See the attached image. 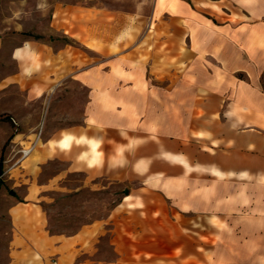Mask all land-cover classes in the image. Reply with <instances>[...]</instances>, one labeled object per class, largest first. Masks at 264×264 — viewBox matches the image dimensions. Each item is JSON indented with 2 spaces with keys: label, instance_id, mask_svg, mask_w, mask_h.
Wrapping results in <instances>:
<instances>
[{
  "label": "crops",
  "instance_id": "obj_1",
  "mask_svg": "<svg viewBox=\"0 0 264 264\" xmlns=\"http://www.w3.org/2000/svg\"><path fill=\"white\" fill-rule=\"evenodd\" d=\"M82 14L87 23L59 34L107 52L110 15ZM138 34L122 37L104 63H80L67 45L26 42L9 53L36 97L67 79L88 89L82 122L59 130L28 168L58 159L66 163L59 178L130 185L102 223L114 227V261L80 260L94 240L75 235L72 264H264V0H154L148 33ZM34 195L31 185L22 201ZM21 206L8 210L16 228ZM49 239L56 253L69 250ZM13 243L33 253L43 245ZM14 253L27 264L22 250Z\"/></svg>",
  "mask_w": 264,
  "mask_h": 264
},
{
  "label": "rangeland",
  "instance_id": "obj_2",
  "mask_svg": "<svg viewBox=\"0 0 264 264\" xmlns=\"http://www.w3.org/2000/svg\"><path fill=\"white\" fill-rule=\"evenodd\" d=\"M153 7L154 0H0V264H16L19 258L14 252L18 249L27 258V264H50L57 261V256L59 264L67 261L72 264L71 238L75 235L83 237L85 243L89 237L94 240L93 253L82 254L80 260L113 262L115 254L109 241L115 234L114 227L111 222L102 223L128 186L100 179L87 181L83 174L67 173L59 178V171L66 169V163L58 159L39 164L37 169L28 168L31 157L42 145L52 142L48 145L54 146L59 130L82 122L88 89L67 79L61 84L53 82L48 93L36 97L39 90L26 91L21 72L10 60V51L26 42L36 43L43 50L45 46L56 50L67 45L75 49L80 63H104L109 56L119 54L122 37L131 40L137 33L141 37L148 33ZM74 11H79V17L71 14ZM88 11L110 15L106 24L110 23L112 40L107 52L101 51L104 45L99 43L95 50H90L86 37L83 43L70 40L67 34L64 35L68 38L62 37L58 32L59 29L71 32L73 21L87 23L82 13ZM103 27L101 20V30ZM34 60L38 82L41 63L38 57ZM41 77L46 81V71ZM32 146L30 154L23 158L20 151ZM31 185L34 199L22 201ZM17 200L25 206L20 208L24 220L16 228L11 224L8 210ZM89 224L92 227H85ZM53 237L69 245L65 254L56 253L57 243L49 239ZM20 238L33 241L34 246L42 240L43 245L38 250L34 248L33 253L28 246L15 247L13 240Z\"/></svg>",
  "mask_w": 264,
  "mask_h": 264
},
{
  "label": "built area",
  "instance_id": "obj_3",
  "mask_svg": "<svg viewBox=\"0 0 264 264\" xmlns=\"http://www.w3.org/2000/svg\"><path fill=\"white\" fill-rule=\"evenodd\" d=\"M32 149H33V146L30 147L29 149H27L26 151H20L22 157L24 158V157L28 156L30 154V152L32 151ZM51 264H57V262H52Z\"/></svg>",
  "mask_w": 264,
  "mask_h": 264
},
{
  "label": "trees",
  "instance_id": "obj_4",
  "mask_svg": "<svg viewBox=\"0 0 264 264\" xmlns=\"http://www.w3.org/2000/svg\"><path fill=\"white\" fill-rule=\"evenodd\" d=\"M0 169H1V162H0ZM118 201V200H117ZM115 206V204L113 206H111V208H113Z\"/></svg>",
  "mask_w": 264,
  "mask_h": 264
},
{
  "label": "water",
  "instance_id": "obj_5",
  "mask_svg": "<svg viewBox=\"0 0 264 264\" xmlns=\"http://www.w3.org/2000/svg\"><path fill=\"white\" fill-rule=\"evenodd\" d=\"M10 194H12V193H10Z\"/></svg>",
  "mask_w": 264,
  "mask_h": 264
}]
</instances>
